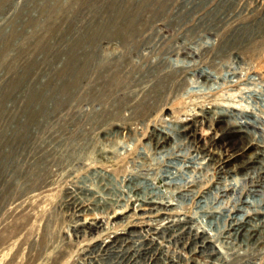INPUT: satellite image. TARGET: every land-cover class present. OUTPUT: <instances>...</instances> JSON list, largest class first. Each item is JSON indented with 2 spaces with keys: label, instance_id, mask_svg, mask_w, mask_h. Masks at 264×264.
Here are the masks:
<instances>
[{
  "label": "rangeland",
  "instance_id": "rangeland-1",
  "mask_svg": "<svg viewBox=\"0 0 264 264\" xmlns=\"http://www.w3.org/2000/svg\"><path fill=\"white\" fill-rule=\"evenodd\" d=\"M263 217L264 0H0V264H264Z\"/></svg>",
  "mask_w": 264,
  "mask_h": 264
},
{
  "label": "bare ground",
  "instance_id": "bare-ground-1",
  "mask_svg": "<svg viewBox=\"0 0 264 264\" xmlns=\"http://www.w3.org/2000/svg\"><path fill=\"white\" fill-rule=\"evenodd\" d=\"M186 66V65H185ZM256 127V126H255ZM239 130H242L241 128ZM243 131V130H242ZM221 153V152H220ZM229 156V155H228ZM260 161V160H259ZM160 187V186H159ZM238 189V188H237ZM160 190L163 191V189L160 187ZM172 199V198H170ZM173 200V199H172ZM247 200V199H246ZM166 208V207H165ZM126 211H124L123 213H125ZM126 215L130 216V213H125ZM118 215V214H117ZM136 218H139L138 216H135ZM264 218V217H263ZM247 221V220H246ZM221 235L218 238V240L221 239ZM138 240H133V242L130 241H125L124 239H122V242H120L119 244H110V246L107 248V251H114L116 253H122L124 256H127V259L125 261V264H130V258L134 255L139 253L138 251H132L131 249L127 248V244L130 246H137V244H135ZM144 244V240L141 241ZM141 242H138V244H140ZM145 246V244H144ZM222 250V249H221ZM137 263H141V261L137 258L132 260L131 264H137ZM112 264V263H111ZM114 264H121V262L116 261Z\"/></svg>",
  "mask_w": 264,
  "mask_h": 264
},
{
  "label": "built area",
  "instance_id": "built-area-1",
  "mask_svg": "<svg viewBox=\"0 0 264 264\" xmlns=\"http://www.w3.org/2000/svg\"><path fill=\"white\" fill-rule=\"evenodd\" d=\"M141 233L142 232L137 227H133L131 229H129L128 227H123L121 229H107L106 230V234L108 235V238L110 239L119 238L121 236H126V235H139ZM139 237H144V234L139 235Z\"/></svg>",
  "mask_w": 264,
  "mask_h": 264
}]
</instances>
